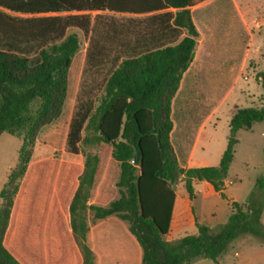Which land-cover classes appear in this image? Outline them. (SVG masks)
I'll use <instances>...</instances> for the list:
<instances>
[{
  "label": "trees",
  "instance_id": "obj_1",
  "mask_svg": "<svg viewBox=\"0 0 264 264\" xmlns=\"http://www.w3.org/2000/svg\"><path fill=\"white\" fill-rule=\"evenodd\" d=\"M201 1L0 0V137L23 138L19 163L0 191V264H34L11 239L24 207L29 224L41 217L47 233H56L58 248L65 249L57 264L67 261L71 238L81 264H220L237 238L264 240L256 192L245 204L232 203L220 230L196 220L195 234L167 240L174 185L181 183L191 201L198 181L223 195L237 133L264 121L263 93L260 108L234 113L218 166L180 165L171 142L172 102L194 58L199 33L190 8ZM72 29L89 41L66 153L58 158L38 136L60 118L75 85L71 71L81 42ZM257 79L264 91V70ZM178 114L177 122L187 120ZM256 189L264 190V178Z\"/></svg>",
  "mask_w": 264,
  "mask_h": 264
},
{
  "label": "rangeland",
  "instance_id": "obj_2",
  "mask_svg": "<svg viewBox=\"0 0 264 264\" xmlns=\"http://www.w3.org/2000/svg\"><path fill=\"white\" fill-rule=\"evenodd\" d=\"M120 20L139 18L130 14H112ZM77 34L81 47L74 59L71 75L75 85L68 92L63 113L60 118L45 126L38 139L41 143L53 148L52 154L62 158L66 153V132L76 105L81 73L85 64L86 48L89 37L80 29H72ZM251 58H258V71L264 70V47L262 51L251 49ZM104 75V70L100 76ZM232 81L214 74L201 75L197 82L189 81L184 90L177 96L173 108L190 115L192 108H219L203 132L196 151L198 158H204L210 166L215 167L228 144L229 125L233 113L242 108H260L263 105V88L253 70H246L238 78L235 88L227 96ZM175 119L177 118V113ZM236 138L235 157L229 174L225 180L223 195L218 194L213 187L205 182L196 185L194 207L200 220L213 231H218L227 223L231 213L230 199L237 203H246L250 194L256 192L257 202L263 208L261 221L264 225V190L256 189L257 180L264 178V121L256 122L249 130H240ZM23 138L4 133L0 137V191L8 181L12 169L19 163L20 149ZM84 151L96 153L94 146H83ZM79 158V157H78ZM176 192H184L181 183L174 185ZM1 203V199H0ZM196 220V219H195ZM174 237L171 242H176ZM238 256H235V253ZM220 264H264V240L246 235L232 242L229 250L219 260ZM193 264H216L209 259H199Z\"/></svg>",
  "mask_w": 264,
  "mask_h": 264
},
{
  "label": "crops",
  "instance_id": "obj_3",
  "mask_svg": "<svg viewBox=\"0 0 264 264\" xmlns=\"http://www.w3.org/2000/svg\"><path fill=\"white\" fill-rule=\"evenodd\" d=\"M167 11L176 12L175 9ZM190 12L199 37L193 61L183 75L176 96L184 90L189 81L197 82L201 75L207 74L230 78L233 83L226 94L229 96L238 78L246 70H253L255 74L261 72L258 71V58H251V49L255 48L260 52L264 47V0H203L192 6ZM174 100L171 114L173 121L171 142L180 165L185 169L209 167V163L204 158L197 157L196 151L208 122L214 118L219 108L216 106L214 108H192L187 120L177 122L173 108ZM181 114L182 111L179 110L178 115ZM59 187L61 188V185ZM55 193L57 195L58 191ZM217 193L222 195L220 192ZM55 198L57 196L54 197V201ZM194 200L191 201L183 191L176 192L171 226L167 235L168 241L171 242L173 237L174 240H180L188 234H195L196 220L203 223L195 210ZM234 202L233 199L229 201L231 213ZM54 206H56L55 202ZM17 213L19 218L16 219L17 223L14 226L16 228L11 238L16 251L20 256L34 260V264H57L59 254L65 249L58 248L56 233H47L48 227L45 226V221L43 222L41 217L32 225L29 224L27 207L17 210ZM87 217L93 229L94 224L90 212L87 213ZM66 249L65 264L82 263L81 252L72 238ZM235 256H238L237 252Z\"/></svg>",
  "mask_w": 264,
  "mask_h": 264
},
{
  "label": "water",
  "instance_id": "obj_4",
  "mask_svg": "<svg viewBox=\"0 0 264 264\" xmlns=\"http://www.w3.org/2000/svg\"><path fill=\"white\" fill-rule=\"evenodd\" d=\"M133 163H134V164L137 163L136 157L133 159Z\"/></svg>",
  "mask_w": 264,
  "mask_h": 264
}]
</instances>
